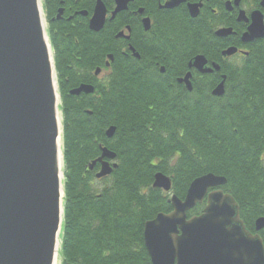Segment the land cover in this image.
<instances>
[{
  "label": "trees",
  "instance_id": "1",
  "mask_svg": "<svg viewBox=\"0 0 264 264\" xmlns=\"http://www.w3.org/2000/svg\"><path fill=\"white\" fill-rule=\"evenodd\" d=\"M42 4L63 127L60 264H151L144 224L170 213V196L183 200L190 183L207 174L226 180L219 189L235 200L246 230L259 235L264 246V229L255 231V221L264 218V41L247 57L228 60L219 74L195 77L188 92L174 81L186 65L198 55L219 60L212 27L190 23L188 17L164 24L159 48L164 54L157 61L170 67L166 79L119 55L118 18L99 33L88 29V17L67 20L73 11L91 14L94 0ZM61 7L63 20L52 21ZM108 54L114 57L112 75L97 86L90 81L92 72L104 68ZM220 75L226 77L224 95L213 97ZM82 84L93 86L94 93L68 94ZM110 126L116 131L107 139ZM100 143L115 154L117 168L96 180L87 166L100 156ZM157 173L170 178V194L152 188ZM203 207L197 205L187 218L200 215Z\"/></svg>",
  "mask_w": 264,
  "mask_h": 264
},
{
  "label": "water",
  "instance_id": "2",
  "mask_svg": "<svg viewBox=\"0 0 264 264\" xmlns=\"http://www.w3.org/2000/svg\"><path fill=\"white\" fill-rule=\"evenodd\" d=\"M128 1L116 0L112 18ZM190 14L194 18L197 13L190 10ZM61 15L59 10L56 18ZM80 15L87 16L85 12ZM105 16L104 5L97 1L88 29L100 31ZM259 30L264 28L252 25L242 41L264 37L258 35ZM229 33L219 30L216 36ZM236 52L229 48L222 56ZM188 68L200 74L220 69L216 64L208 68L201 55ZM99 73L97 69L95 75ZM190 77L188 73L180 81L188 92L192 91ZM224 83L222 76L211 92L213 97L224 95ZM93 93L94 87L86 84L70 91L75 97ZM114 133L109 128L106 138ZM62 137L57 75L42 2L0 0V264H60L65 198ZM100 153L87 166L89 171L100 166L97 180L117 168L111 163L114 153L106 147ZM225 184L223 177L213 174L198 177L183 200L175 196L168 200L170 213L158 214L144 224L143 243L151 264H264L262 240L246 230L237 203L219 189ZM152 188L170 193L171 180L157 173ZM204 201L202 213L187 219V212ZM262 229L264 218H259L255 231Z\"/></svg>",
  "mask_w": 264,
  "mask_h": 264
},
{
  "label": "flooded vegetation",
  "instance_id": "3",
  "mask_svg": "<svg viewBox=\"0 0 264 264\" xmlns=\"http://www.w3.org/2000/svg\"><path fill=\"white\" fill-rule=\"evenodd\" d=\"M97 1H100L106 9L104 25L107 21L111 22L118 18L119 24L115 26L117 33L114 39L118 38L115 44L119 48V55L124 56L125 59H135L141 63L142 69L157 72V74L165 76L166 79L170 76V67L160 65L157 60L160 54H164V51L159 52V48L162 47L160 33L168 20L172 21L173 24L174 21L182 22L185 17H188L190 23L192 21L194 24H202L207 28L212 27L214 29L215 50L218 52L219 60L210 62L206 60L208 68H212V64H216L220 68L228 60L235 57H247L249 49L253 45L264 41V37L246 43L242 41L243 35L247 33L252 25L261 29L264 28V0H129L130 2H127L126 8L117 12L113 18L112 13L117 8L116 0H104L105 3L102 0H94L91 14L87 11H73L67 20L69 21L74 17H88L89 21ZM166 5H171V7L166 8ZM59 10H62V15L60 19H57ZM190 10L193 13H197L194 18L191 17ZM58 11L52 21L60 22L63 20L64 9L61 7ZM81 12H85L87 16H81ZM158 30L159 34H156ZM219 30H229L230 33L226 36L218 37L216 32ZM119 33H122L121 37H117ZM257 33L258 35H263L264 31L259 30ZM133 36L134 38H132ZM135 44L141 47L142 55L136 50ZM229 48H234L237 52L231 57H223L222 52ZM132 50L135 51L138 58L134 56ZM109 56L112 58L110 59ZM113 62V55L108 54L103 65L104 68L100 69L98 75H95V71L92 72L90 81L97 86L104 84L112 75L110 67ZM172 62L174 63L175 61L172 60ZM178 67L177 63L172 66V68L176 69ZM186 68L187 70L183 76L174 79L177 85L182 86L184 89H186L185 84L179 83V79L185 77L188 73L191 76L189 79L191 86L195 77L201 80L204 76H213L220 73L219 69V71L209 74H200L194 69L189 70L188 64ZM103 73H105V77H101ZM176 74V72L172 73V75ZM222 76L224 75H220V81ZM99 168V165L97 168L95 167L94 170L96 171H93L94 177Z\"/></svg>",
  "mask_w": 264,
  "mask_h": 264
},
{
  "label": "bare ground",
  "instance_id": "4",
  "mask_svg": "<svg viewBox=\"0 0 264 264\" xmlns=\"http://www.w3.org/2000/svg\"><path fill=\"white\" fill-rule=\"evenodd\" d=\"M41 2H42V0H41ZM42 7H43V4H42ZM43 12H44V10H43ZM45 20H46V19H45ZM88 22H89V21H88ZM46 24H47V22H46ZM103 28H104V26H102V28H101L100 31H102ZM100 31H98V32H93V31H92V32H93V33H99ZM47 35H48V34H47ZM48 39H49V36H48ZM116 41H118V38L114 39V42H115V43H116ZM49 42H50V41H49ZM53 60H54V58H53ZM97 69H99V68H97ZM97 69H96V70H97ZM96 70H95V71H96ZM183 78H184V77H183ZM183 78L179 79V83H182V82H180V81H181ZM57 87H58V81H57ZM191 87H192V86H191ZM214 89H215V88H214ZM214 89H213V90H214ZM213 90H212V91H213ZM58 94H59V90H58ZM68 94L70 95V90H69V93H68ZM59 97H60V95H59ZM60 105H61V99H60ZM111 127L114 128L115 131H116V128H115V127L110 126V127H107V128H106L105 133H106V131H107L109 128H111ZM105 136H106V135H105ZM101 148H103V145L100 143V144L98 145L99 152H101ZM62 152H63V150H62ZM96 159H97V158H96ZM114 160H115V159H114ZM114 160H113L111 163H115ZM91 162H92V161H91ZM91 162H90V163H91ZM90 163H89V164H90ZM115 164H116V163H115ZM96 166H98V165H96ZM94 169H95V168H94ZM94 169H93V171H94ZM88 171H89V170H88ZM98 171H99V170H98ZM113 171H114V170H113ZM90 172H92V171H90ZM96 174H97V173H96ZM110 176H111V175H110ZM108 177H109V176H108ZM95 178H96V177H95ZM63 181H64V180H63Z\"/></svg>",
  "mask_w": 264,
  "mask_h": 264
},
{
  "label": "rangeland",
  "instance_id": "5",
  "mask_svg": "<svg viewBox=\"0 0 264 264\" xmlns=\"http://www.w3.org/2000/svg\"><path fill=\"white\" fill-rule=\"evenodd\" d=\"M101 77H105V73H103V75Z\"/></svg>",
  "mask_w": 264,
  "mask_h": 264
}]
</instances>
